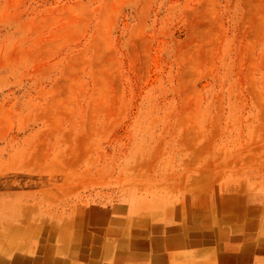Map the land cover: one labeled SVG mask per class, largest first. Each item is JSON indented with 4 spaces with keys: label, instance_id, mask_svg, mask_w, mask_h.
I'll use <instances>...</instances> for the list:
<instances>
[{
    "label": "rangeland",
    "instance_id": "obj_1",
    "mask_svg": "<svg viewBox=\"0 0 264 264\" xmlns=\"http://www.w3.org/2000/svg\"><path fill=\"white\" fill-rule=\"evenodd\" d=\"M248 244L264 249V0H0L1 264Z\"/></svg>",
    "mask_w": 264,
    "mask_h": 264
},
{
    "label": "crops",
    "instance_id": "obj_2",
    "mask_svg": "<svg viewBox=\"0 0 264 264\" xmlns=\"http://www.w3.org/2000/svg\"><path fill=\"white\" fill-rule=\"evenodd\" d=\"M248 244L240 250H234L233 254L216 256L212 251V260L207 259L209 252L199 247H193L189 250L176 251V254H170L168 259L156 260L152 254L147 264H264V249L255 248ZM173 250V249H172ZM233 251V250H231ZM1 264V262H0ZM6 264V263H5Z\"/></svg>",
    "mask_w": 264,
    "mask_h": 264
},
{
    "label": "bare ground",
    "instance_id": "obj_3",
    "mask_svg": "<svg viewBox=\"0 0 264 264\" xmlns=\"http://www.w3.org/2000/svg\"><path fill=\"white\" fill-rule=\"evenodd\" d=\"M54 256V255H53ZM66 264V263H65Z\"/></svg>",
    "mask_w": 264,
    "mask_h": 264
}]
</instances>
